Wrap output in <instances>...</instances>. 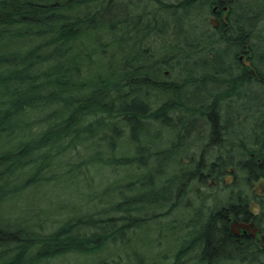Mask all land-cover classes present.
I'll return each mask as SVG.
<instances>
[{
	"label": "trees",
	"instance_id": "1",
	"mask_svg": "<svg viewBox=\"0 0 264 264\" xmlns=\"http://www.w3.org/2000/svg\"><path fill=\"white\" fill-rule=\"evenodd\" d=\"M263 242L264 0H0V264H264Z\"/></svg>",
	"mask_w": 264,
	"mask_h": 264
},
{
	"label": "flooded vegetation",
	"instance_id": "2",
	"mask_svg": "<svg viewBox=\"0 0 264 264\" xmlns=\"http://www.w3.org/2000/svg\"><path fill=\"white\" fill-rule=\"evenodd\" d=\"M243 21H245V17H236L235 14L231 12V8L227 5L221 7V5L214 4L212 7V14L208 17L210 31L214 37L219 38L221 43H223L220 45L223 48H240L242 53L239 54L238 57L240 62L248 69V67H252V63L247 59V50L244 49L248 48V30L245 28V23H243ZM222 38H229V41H226ZM235 223L253 224L252 222ZM233 224L232 230H234L235 233L236 230L239 229V233H236V235L243 233L244 235L248 236L251 234L254 236V238H256L257 232L254 233V229L257 228L254 226V224L253 226L251 225L250 228L236 227L234 229ZM257 240L260 241L259 239Z\"/></svg>",
	"mask_w": 264,
	"mask_h": 264
},
{
	"label": "water",
	"instance_id": "3",
	"mask_svg": "<svg viewBox=\"0 0 264 264\" xmlns=\"http://www.w3.org/2000/svg\"><path fill=\"white\" fill-rule=\"evenodd\" d=\"M251 225L253 226V224H245V223H235L233 224V229L236 228V227H241V228H250ZM254 228V227H253ZM257 232V229H254V233ZM236 233L238 234L239 233V229L236 230Z\"/></svg>",
	"mask_w": 264,
	"mask_h": 264
},
{
	"label": "rangeland",
	"instance_id": "4",
	"mask_svg": "<svg viewBox=\"0 0 264 264\" xmlns=\"http://www.w3.org/2000/svg\"><path fill=\"white\" fill-rule=\"evenodd\" d=\"M247 59H248V57H247Z\"/></svg>",
	"mask_w": 264,
	"mask_h": 264
}]
</instances>
